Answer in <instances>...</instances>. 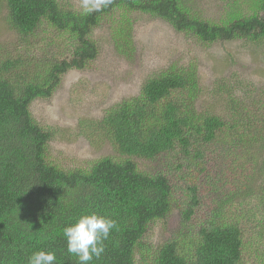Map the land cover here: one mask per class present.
<instances>
[{
	"label": "trees",
	"instance_id": "16d2710c",
	"mask_svg": "<svg viewBox=\"0 0 264 264\" xmlns=\"http://www.w3.org/2000/svg\"><path fill=\"white\" fill-rule=\"evenodd\" d=\"M0 3L23 45L40 52L54 46L56 52L49 59L44 58L47 51L41 58L33 54L0 64V264H28L39 250L54 251L56 264H77L67 253L63 229L92 213L115 220L117 227L104 241L105 252L90 264H264V88L236 92L230 78H221L211 95L221 101V114L201 112L197 103L209 90L200 82L198 62L172 63L95 123L115 155L75 168L52 160V132L30 112L36 99L53 95L61 76L86 68L97 57L91 34L104 21L116 52L130 58L131 13L161 19L207 44L262 42L264 16L233 12L216 23L194 13L184 0H109L89 13L57 0ZM254 4L252 10L264 11V0ZM21 66H28L24 73ZM10 70L18 72L11 79L2 73ZM213 143L238 164L235 170L247 174L235 191H213V204L198 218L203 202L196 189L187 188L190 195L179 202L167 176L142 162L172 155L201 160L205 146ZM245 203L254 204L253 215L242 212ZM174 208L180 210V227L154 246L145 237L149 225L166 219ZM242 217L256 223V234L245 236Z\"/></svg>",
	"mask_w": 264,
	"mask_h": 264
},
{
	"label": "rangeland",
	"instance_id": "374dc122",
	"mask_svg": "<svg viewBox=\"0 0 264 264\" xmlns=\"http://www.w3.org/2000/svg\"><path fill=\"white\" fill-rule=\"evenodd\" d=\"M57 1L65 8H82V0ZM184 1L194 13L216 23L227 21V15L233 12L241 16L254 13L264 16V11L251 9L257 0ZM6 13L4 4L0 3V64L33 54V59L41 58L47 51L49 54L44 57L46 59L56 54L54 46H46V52H40L35 50V46L27 48L23 45L11 30ZM129 19L133 21L134 44L130 58L116 52L109 23L104 21L91 34L98 51L97 57L86 68L72 69L61 76L50 98L36 99L30 105V112L36 122L52 132L49 142L52 160L65 168H75L104 156H114L115 151L96 129L95 123L108 108L122 99L135 96L147 77L172 63L181 66L192 61L198 62L200 82L206 91L209 90L197 103L201 112L221 114L218 96L216 100L211 98L214 83L221 78H230L236 92H247L248 86L257 90L264 88V41L253 43L240 39L207 44L178 33L165 21L147 14L131 13ZM27 67L21 66L19 70L24 73ZM2 73L11 79L13 73L18 72L10 70ZM203 153L204 158L201 160L191 155L186 162L181 159L182 155H172L142 162L147 170L157 169L167 176L179 202L185 201L186 196L190 195L187 188H195L203 202L198 218L202 211L209 208V204H213V191H235L247 174L246 169L235 170L238 164L232 163V158L225 157L226 154L217 152L215 143L205 146ZM242 160L250 163L248 155H243ZM245 205L247 207L239 211L253 215L254 204ZM179 211L174 208L166 219L150 224L146 240L154 246L168 240L180 227ZM238 221L242 227L246 225L245 236L256 234L255 222H246L244 217Z\"/></svg>",
	"mask_w": 264,
	"mask_h": 264
},
{
	"label": "clouds",
	"instance_id": "9594fccd",
	"mask_svg": "<svg viewBox=\"0 0 264 264\" xmlns=\"http://www.w3.org/2000/svg\"><path fill=\"white\" fill-rule=\"evenodd\" d=\"M109 0H82V8L86 13L100 10ZM117 227L116 221L105 216L92 213L81 216L76 223L63 229L67 244V253L76 258L77 264H90L99 259L105 252L104 241ZM54 251L39 250L28 257V264H56Z\"/></svg>",
	"mask_w": 264,
	"mask_h": 264
}]
</instances>
